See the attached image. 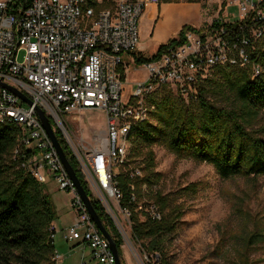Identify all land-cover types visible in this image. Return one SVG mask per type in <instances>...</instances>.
Returning <instances> with one entry per match:
<instances>
[{
  "label": "built area",
  "instance_id": "1",
  "mask_svg": "<svg viewBox=\"0 0 264 264\" xmlns=\"http://www.w3.org/2000/svg\"><path fill=\"white\" fill-rule=\"evenodd\" d=\"M162 0H0V80L16 87L30 101L0 86V121L19 127L13 157L40 182L50 174L59 189L71 193L74 220L62 229L65 241H78L93 260L116 264L109 240L98 228L39 117L38 108L55 120L53 128L75 155L95 198L101 201L121 234L132 228V211L121 205L123 192L117 176L142 177L131 166L129 135L147 119L155 104L154 93L168 85L187 101L198 96L200 76L217 64L249 67L255 77L263 71L252 62L264 39V0H226L206 30H188L184 41L167 47L161 55L141 65L147 71L128 102L123 90L129 67L122 53L137 59L141 43L139 21L148 5ZM236 5L239 18L224 20L225 6ZM229 15V14H228ZM22 56V61L20 57ZM86 109L106 112L105 133L87 147L71 130L69 116ZM130 165V167H127ZM125 167L124 169H122ZM131 185L132 201L137 194ZM137 201L142 217L162 219L159 205L150 197L159 186L142 185ZM51 237L60 231L53 222ZM123 236V235H122ZM57 249L54 264H62ZM148 258L145 255V263Z\"/></svg>",
  "mask_w": 264,
  "mask_h": 264
},
{
  "label": "trees",
  "instance_id": "2",
  "mask_svg": "<svg viewBox=\"0 0 264 264\" xmlns=\"http://www.w3.org/2000/svg\"><path fill=\"white\" fill-rule=\"evenodd\" d=\"M183 41L182 30L181 39L172 42ZM165 48L166 45H161L150 57L139 52L138 63L159 57ZM251 55L252 62L262 66L261 74L253 77L249 67L217 64L200 76L195 101H187L164 85L151 98L155 109L150 116L133 126L129 135V163L141 160L143 176L132 178L121 172L117 181L123 192L121 205L132 211L131 237L147 256V264H169L167 249L185 212L181 204L174 203L161 188L152 191L150 197L159 205L162 219L142 217L135 210L137 201L144 198L142 185H158L162 177L156 170L155 145L164 147L177 158L209 163L225 179L264 176V122L261 119L264 114V39L257 52ZM212 96L222 98L226 103L219 105ZM58 133L61 135L59 130ZM18 134L19 127L14 122L0 121V264H54L56 246L50 226L57 218L55 204L44 183L13 157ZM59 139L113 235L122 264H126L122 234L101 201L94 197L75 155L67 143ZM131 185L138 198L135 202L132 201ZM247 239V245L264 241V233L254 231Z\"/></svg>",
  "mask_w": 264,
  "mask_h": 264
},
{
  "label": "rangeland",
  "instance_id": "3",
  "mask_svg": "<svg viewBox=\"0 0 264 264\" xmlns=\"http://www.w3.org/2000/svg\"><path fill=\"white\" fill-rule=\"evenodd\" d=\"M161 4V8L148 5L139 21L142 41L136 48L137 54L142 52L141 55L150 57L161 45H166L165 49L175 45L172 41L181 39L182 30L183 34L189 29L206 30L219 8V0H162ZM221 14L224 20L233 21L239 18V8L225 6ZM122 59L129 67L123 90L124 101L128 102L136 84L146 79L147 71L136 57L122 53ZM212 98L219 105L226 103L222 98ZM261 119L264 122V114ZM106 121L103 109H86L80 115L69 116L76 140L87 147L105 133ZM52 124L58 126L53 119ZM153 149L156 170L162 173L159 188L185 211L167 249L169 264H264V241L247 245L250 233H264V176L225 179L209 163L177 158L162 146L155 145ZM141 164V160H136L131 166ZM48 181L44 187L54 201L56 220L62 226L63 222L72 221V195L57 188L55 181ZM126 230L122 234L123 245L145 263V255L131 237V228L126 226Z\"/></svg>",
  "mask_w": 264,
  "mask_h": 264
},
{
  "label": "water",
  "instance_id": "4",
  "mask_svg": "<svg viewBox=\"0 0 264 264\" xmlns=\"http://www.w3.org/2000/svg\"><path fill=\"white\" fill-rule=\"evenodd\" d=\"M0 86L13 91L20 98L24 99L26 102L31 104V101L16 87L9 85V84L1 81V80H0ZM37 111H38V114H39V117L41 119L43 126L47 130V132H48L49 136L51 137L55 147L57 148V150L60 154V157H61L65 167L67 168L71 178L73 179V181H74V183L78 189V192L80 193V195L82 196L86 206L88 207V210H89L93 220L96 222V224H97L98 228L101 230V232L109 240V242L111 244V248H112L114 255L116 257V264H122L116 241H115L113 235L111 234V232L105 226L100 214L98 213L97 209L95 208V206L93 204L92 198L88 195L80 177L78 176L76 169L73 167L72 163L70 162V159L67 156L65 148H64L61 140L59 139L58 135L56 134V132L53 128L50 117L45 113V111L42 108H38Z\"/></svg>",
  "mask_w": 264,
  "mask_h": 264
},
{
  "label": "crops",
  "instance_id": "5",
  "mask_svg": "<svg viewBox=\"0 0 264 264\" xmlns=\"http://www.w3.org/2000/svg\"><path fill=\"white\" fill-rule=\"evenodd\" d=\"M224 1H226V0H219V6ZM161 5L159 6V8H161ZM48 177H50V179H48ZM48 180H52L51 182L55 181L54 178L50 174L47 175L46 182H49ZM56 184H57V182H56ZM56 187L59 188L58 184L56 185ZM71 217H72L71 218L72 221L63 222L62 226L59 225L57 220H54V223L56 224L57 229L60 230L56 234V238H55L54 243H55L56 249L59 251V253L63 257L62 258V264H93L95 262H100L97 260H93L92 256H91L90 249L79 244L78 241L68 242V241H65L63 239L62 229L67 227L68 225H70L73 222L74 217H75L74 211H73V214L71 215ZM59 218H60V220H62L61 217H59ZM137 249L139 250V252L141 254H143V256L145 255L142 252V249L140 248L139 245H138ZM123 259L125 260L126 264H144V262L139 260V258L136 256L135 252L129 246H125V245H123ZM101 263H103V262H101Z\"/></svg>",
  "mask_w": 264,
  "mask_h": 264
}]
</instances>
